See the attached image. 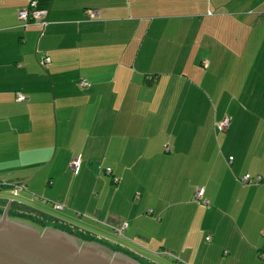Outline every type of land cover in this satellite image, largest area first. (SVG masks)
<instances>
[{
  "label": "crops",
  "instance_id": "crops-1",
  "mask_svg": "<svg viewBox=\"0 0 264 264\" xmlns=\"http://www.w3.org/2000/svg\"><path fill=\"white\" fill-rule=\"evenodd\" d=\"M27 3L0 0V212L148 264H264V0H40L22 27Z\"/></svg>",
  "mask_w": 264,
  "mask_h": 264
},
{
  "label": "water",
  "instance_id": "water-1",
  "mask_svg": "<svg viewBox=\"0 0 264 264\" xmlns=\"http://www.w3.org/2000/svg\"><path fill=\"white\" fill-rule=\"evenodd\" d=\"M0 212V264H148L97 239Z\"/></svg>",
  "mask_w": 264,
  "mask_h": 264
},
{
  "label": "built area",
  "instance_id": "built-area-1",
  "mask_svg": "<svg viewBox=\"0 0 264 264\" xmlns=\"http://www.w3.org/2000/svg\"><path fill=\"white\" fill-rule=\"evenodd\" d=\"M40 0H28L27 6L25 9L19 11L17 13L18 20L21 23L22 27L27 26L28 24H38L40 26H43L45 24L44 20V11L42 9L38 8V3ZM89 18L93 19L96 17V14L94 12H88ZM79 86H85L83 82L79 83ZM23 100L22 96L16 95L15 101L16 102H21ZM230 125V122L228 119H223L220 122H218L216 126V130L218 132H224L228 129ZM231 161V158L228 159V162ZM80 166V158L75 157L69 164V168L72 172V174H77L78 168ZM104 173L106 175H111V170L109 168L103 169ZM239 183L246 185V184H251V183H261L260 178H256L252 180L249 175H244L242 176L239 180ZM111 183L115 185L117 183V179L115 177H111ZM9 193L12 197H16L17 194L22 190V187L20 185H9L8 186ZM201 196H202V191H197L195 194V200L196 201H201ZM205 203V201H203ZM62 207L60 205L55 204L54 205V210L55 211H60ZM124 230V225L121 227H112L113 234L115 236L120 237L122 235V232Z\"/></svg>",
  "mask_w": 264,
  "mask_h": 264
},
{
  "label": "rangeland",
  "instance_id": "rangeland-1",
  "mask_svg": "<svg viewBox=\"0 0 264 264\" xmlns=\"http://www.w3.org/2000/svg\"><path fill=\"white\" fill-rule=\"evenodd\" d=\"M200 107H202L201 104H200ZM200 119H201L200 123H202L204 118L201 117ZM98 167H101V166L99 165ZM67 170H68L70 175H73L70 168H69V165H68ZM20 197H21V192L19 193L18 198L12 197V196L10 198H12V200L15 201V200L19 199ZM204 206L208 207V205H204ZM55 213H58V212L55 211ZM55 213H53V215L58 216V217L60 216L59 214H61V213H58V214H55ZM201 219H202V222L204 223L205 226L211 227L217 231L218 242H219V245L223 246L222 252H224L223 256H225L226 255V233H227L226 215L224 216V213L214 212V213H209V214H205L204 216H201ZM76 233L80 234V236L82 235V237L87 236L85 233H80V232H76ZM206 236H209V235H206ZM87 237H89V236H87ZM89 238H91V237H89ZM110 238L112 241L123 244L121 241L118 240V238H113V237H110ZM206 241H207V239H206ZM152 261L155 262V264H171L167 261H163L160 258L154 259Z\"/></svg>",
  "mask_w": 264,
  "mask_h": 264
},
{
  "label": "trees",
  "instance_id": "trees-1",
  "mask_svg": "<svg viewBox=\"0 0 264 264\" xmlns=\"http://www.w3.org/2000/svg\"><path fill=\"white\" fill-rule=\"evenodd\" d=\"M9 214H10V213H9ZM16 216H17V215H16ZM24 218H25V217H24ZM28 219H30V218H28ZM31 220H33V221H35V222H37V223H39V224H41V225H49V226H53V227H56V228H59V229L65 230V231H67V232H69V233L75 234V235H77V236H80V234H78V233H76V232H72L70 229L65 228V227H62V226H59V225H56V224L43 223V222L38 221V220H35V219H31ZM80 237H82V235H81ZM82 238H84V239H92V237L89 238V237H87V236H84V237H82ZM108 245H109L110 247L116 249V250H120V249H118V248H116V247H114V246H112V245H110V244H108ZM140 261H141V260H140ZM144 263H146V262H144Z\"/></svg>",
  "mask_w": 264,
  "mask_h": 264
}]
</instances>
